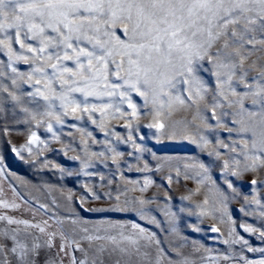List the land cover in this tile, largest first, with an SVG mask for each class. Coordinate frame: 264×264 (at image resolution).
Listing matches in <instances>:
<instances>
[{"label": "snow or ice", "instance_id": "6c2138e0", "mask_svg": "<svg viewBox=\"0 0 264 264\" xmlns=\"http://www.w3.org/2000/svg\"><path fill=\"white\" fill-rule=\"evenodd\" d=\"M7 153L0 264H264V0H0Z\"/></svg>", "mask_w": 264, "mask_h": 264}, {"label": "rangeland", "instance_id": "374dc122", "mask_svg": "<svg viewBox=\"0 0 264 264\" xmlns=\"http://www.w3.org/2000/svg\"><path fill=\"white\" fill-rule=\"evenodd\" d=\"M118 130L122 131V129H118ZM12 138H13L14 142L18 139L15 134H13ZM168 143L171 144V147L169 148V150L167 152L159 153V154H161V155L190 154L188 150L192 146L187 145V142H184V144L172 143V142H168ZM56 147H59V145H56ZM46 155L48 156L49 159L53 160L55 163H58V164H62V165L67 166V164L72 163L71 161H67V158L63 157L62 155H58L55 153H46ZM5 159H6V163L8 165L9 171L15 174V176H9L7 178V180L0 181V183H3L5 191L8 190V183L9 182L15 183L18 187V190L21 191L22 193H24L26 191V189L20 184V181L17 180L16 177H20L23 180H27V181H30L32 183H36L37 179L39 177H43L44 179L50 178L51 174L48 173L47 171H45L43 173L36 172L30 165L25 164L22 161L18 160L11 153H7L5 155ZM66 161H67V163H66ZM127 175H130L131 178H133V179L138 178L137 174H135V173H131V174H127ZM154 179H156L157 182L159 183V175L154 177ZM189 186H191V185H189ZM68 187H73V185L70 181L68 182ZM172 187H173V192L171 193V195L173 196V206H176L179 204V200L177 199V197L179 195L183 194V189L180 186L176 185L175 183L173 184ZM74 190L79 191V188L76 187V188H74ZM150 192H151V190H150ZM33 194L38 195V196L41 195L40 193H35V192ZM235 207H238V205H235ZM87 215L90 219H99L100 218L99 214H87ZM112 215H113V218H122L118 214H112ZM194 221H195V218L194 217L191 218L190 222H194ZM202 235L203 234H193V238L194 239H200ZM210 235H215V234H210ZM205 242L209 243V244L212 243L211 240H206ZM220 247H223V246L221 245Z\"/></svg>", "mask_w": 264, "mask_h": 264}]
</instances>
